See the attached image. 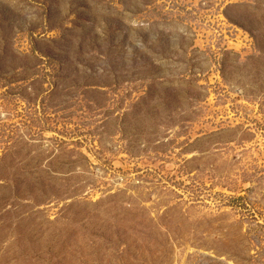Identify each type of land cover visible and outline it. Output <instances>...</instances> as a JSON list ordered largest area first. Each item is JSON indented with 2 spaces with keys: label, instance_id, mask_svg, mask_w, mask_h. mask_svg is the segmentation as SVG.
Wrapping results in <instances>:
<instances>
[{
  "label": "rangeland",
  "instance_id": "obj_1",
  "mask_svg": "<svg viewBox=\"0 0 264 264\" xmlns=\"http://www.w3.org/2000/svg\"><path fill=\"white\" fill-rule=\"evenodd\" d=\"M0 264H264V0H0Z\"/></svg>",
  "mask_w": 264,
  "mask_h": 264
}]
</instances>
